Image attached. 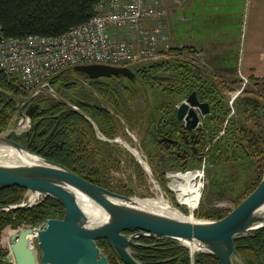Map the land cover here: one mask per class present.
<instances>
[{
	"label": "trees",
	"instance_id": "1",
	"mask_svg": "<svg viewBox=\"0 0 264 264\" xmlns=\"http://www.w3.org/2000/svg\"><path fill=\"white\" fill-rule=\"evenodd\" d=\"M99 1L0 0V32L5 38L59 36L88 21ZM168 51L171 58L136 68L132 79L122 75L90 79L73 68L60 71L51 79L56 96L43 93L35 97L32 102L37 109L30 119V128L12 138L31 153L107 189L108 162H116L112 156L115 148L107 140L120 136L125 128L140 130L146 126L141 150L148 156L154 149L153 144H158V137L178 127L175 105L195 92L198 100L208 103L210 108V114L206 116V129L210 133L207 143L227 122L224 135L206 144L209 145L206 151L208 164L219 166L220 170L213 172L206 186L203 206L211 209L203 207L197 213L200 218H223L229 211L205 205L206 201L209 204L211 200L224 199L223 193L228 188L217 176L224 170L228 172L226 177L233 176V181H238L247 177L252 169L251 187L242 197H234V206L257 186L263 176L264 102L257 97L239 98L234 104L235 116L228 118L222 84L193 58L195 51L190 47L170 48ZM142 91H149L157 100L159 98L158 103L153 106L149 99H145L139 105ZM28 96L17 79L0 70V133L18 111L17 100H25ZM25 192L18 186L1 190L0 206L19 204ZM63 215L61 204L51 198L26 209L0 211V264H12L7 256L8 249L2 244L3 233L10 229L35 227L48 218L61 219ZM137 242L131 250L142 264H189L186 248L177 245L176 240L139 238ZM96 244L109 264H121L105 240H98ZM234 247L243 264H264V227L234 239ZM194 263L219 264L209 253L197 254Z\"/></svg>",
	"mask_w": 264,
	"mask_h": 264
},
{
	"label": "water",
	"instance_id": "2",
	"mask_svg": "<svg viewBox=\"0 0 264 264\" xmlns=\"http://www.w3.org/2000/svg\"><path fill=\"white\" fill-rule=\"evenodd\" d=\"M73 70L90 79L118 75L134 77L130 68L120 66L89 64L74 66ZM36 109L37 105L30 104L25 110L21 106L18 112L30 120ZM209 114L208 103L200 102L195 92L175 106L176 120L185 131L202 130L201 118ZM8 134L9 130L0 133V146L35 155L39 162L29 165L0 163V191L18 186L42 199L51 198L64 209L61 219L48 218L35 227H23L11 234L10 251L15 264H109L106 256L101 254L97 240H105L122 264H142L131 250L139 238H169L184 246L186 242L189 247L193 244L199 251L214 255L219 264H243L234 247V239L264 227V173L254 190L223 218L179 220L137 208L132 203L133 197L98 186L31 153ZM74 191L98 205L105 215V222L89 225ZM39 202L31 203L28 198L23 204L0 206V211L26 209Z\"/></svg>",
	"mask_w": 264,
	"mask_h": 264
},
{
	"label": "rangeland",
	"instance_id": "3",
	"mask_svg": "<svg viewBox=\"0 0 264 264\" xmlns=\"http://www.w3.org/2000/svg\"><path fill=\"white\" fill-rule=\"evenodd\" d=\"M125 33H126L125 30L118 31L116 34L117 35L116 37L129 42V44H131V46L134 47L136 43V40H134L135 35L132 34V35L127 36ZM194 51L196 52V50ZM242 51L243 50L241 46V48H239V50L237 51L236 69H233V74H232L233 76L230 79L231 80L230 84H226L225 82L223 83V81L217 77L218 75L215 74L216 72H214L206 64L200 62L199 56L196 53L195 55L193 54L194 55L193 58L200 65L205 67L211 73L212 77H214L218 82L222 84L224 103L226 104L229 110L228 118H233L235 116L234 115V112H235L234 104L236 100L239 98L247 97V96L257 97L262 102H264V78L255 79L247 75L244 72L242 68ZM161 52H166L167 54L161 55ZM161 52L158 51L159 58L157 57L153 60H143L141 62L127 64L125 66L129 67L135 73L136 68L144 67L149 64H152L153 62H157V61L159 62L161 60L171 58L169 57L171 53L169 54L168 48L167 50H163ZM51 89L49 92H46L45 94L55 97L56 94H53L52 87ZM34 98L35 97L29 98L28 102H27L28 97L25 100L24 99L17 100L18 108H20L21 106H24V110L27 109V107L32 103ZM145 99L147 100L149 99L153 106L156 105L159 101V98L157 100V97L150 95L149 91H144V92L142 91L141 93H139V99H138L139 105H142V102ZM184 100L185 98L179 100V102L176 105H178L180 102ZM144 113H145L144 122H146L147 116H148L146 109ZM26 119L27 118L21 116L18 111L16 112L14 118L9 123L8 127L5 129L6 131L9 130L8 136L10 139L14 140L12 136L16 137L28 131L30 127L29 128L24 127V124H22V122ZM241 119L243 120L242 116H241ZM226 124L227 122L223 124L221 131H219L217 135L215 136V138L209 143L214 142L219 137L224 135L225 133L224 129H226ZM200 126H201L202 131H204V134H205V144L203 147L202 154L198 160H194V159L189 160L188 163L185 165L178 159H171L167 157V153L164 150L163 143L153 144L154 149L148 156L147 155L145 156L143 151L141 150V141L142 139H144L146 126H144L145 129H140V130L138 128H135L132 130H128L125 128L124 131L123 130L121 131L120 136L113 138L111 140L108 139L107 141L111 143L110 145L113 146V148H115V153L112 156L116 159V162L114 163L112 162V160L108 162L109 172L107 175V181H108L107 189L112 192H115V193H118L124 196L137 198L140 200L156 199L159 197H163L171 204V206L179 210L184 216H189V210L187 208L193 211L196 207L194 209H191L188 206L184 207L185 205L180 206L177 203V202L180 203L178 196L174 194L173 191L169 187V185H174V184H180L181 186H184L185 183L178 181V179H176L175 177L167 176V174L170 172L198 171L199 177L197 178L195 185L197 186V184L201 182L203 184V187L201 188V196H200L199 204L197 208L192 212V218L196 221H214V219L200 218L197 215V213L201 212L200 210L204 207L203 204H204L206 192L208 190V188L206 187L208 181H210V179L213 177V172H217L220 170L219 166H216V165L211 166L208 164V161H207L206 151L209 145H206V144H209L207 142H208L210 133L208 132L209 130L206 129L207 128L206 117L201 118ZM122 142L128 144L131 148L136 149V151L139 154V158L147 165V169H145L142 166V163L132 154L131 151H128L123 146ZM207 167L209 168L208 171H207ZM226 174H228V172L224 170L223 172H221V174H219V176H217V173H216V176L220 179L223 185L225 184L228 188L223 193L224 199L222 200L214 199V200H211L209 204H208L209 201H206L205 205L206 206L208 205L214 208L227 210L230 212L235 207L234 202H233L234 197L243 196L244 191L248 190L251 187V181L254 175L251 169L248 172V176L247 177L245 176L243 180L241 178L240 180L237 181L234 178V180L236 181H233V176H231V178H228L226 177L227 176ZM221 190H223V187ZM27 194H28L27 192L24 193L23 198L19 204H23L28 200ZM41 200L43 199L40 198L39 201ZM19 204H16V205H19ZM204 208L211 209L210 207H204ZM18 231H19L18 229L16 230L10 229V230H7V232L2 234V244L5 246L6 249H8L7 256H8L9 262H11L12 264H15V263H14L13 258L12 259L10 258L11 251H10L9 238L11 234L13 233L16 234ZM176 242H177V245L186 248V254H187L189 264H195L194 258L197 254L207 253L205 251H199V250L193 251L189 246H184L177 240Z\"/></svg>",
	"mask_w": 264,
	"mask_h": 264
},
{
	"label": "built area",
	"instance_id": "4",
	"mask_svg": "<svg viewBox=\"0 0 264 264\" xmlns=\"http://www.w3.org/2000/svg\"><path fill=\"white\" fill-rule=\"evenodd\" d=\"M153 0H100L92 17L54 37L5 38L0 32V70L18 80L29 98L51 89L60 71L79 65L125 66L159 58L158 45L167 40L164 12ZM152 25L146 26L145 22ZM134 34V47L117 38ZM52 91V89H51Z\"/></svg>",
	"mask_w": 264,
	"mask_h": 264
},
{
	"label": "crops",
	"instance_id": "5",
	"mask_svg": "<svg viewBox=\"0 0 264 264\" xmlns=\"http://www.w3.org/2000/svg\"><path fill=\"white\" fill-rule=\"evenodd\" d=\"M152 5L164 12L167 40L159 43V52L190 47L230 84L242 46L244 72L264 78V0H153Z\"/></svg>",
	"mask_w": 264,
	"mask_h": 264
},
{
	"label": "bare ground",
	"instance_id": "6",
	"mask_svg": "<svg viewBox=\"0 0 264 264\" xmlns=\"http://www.w3.org/2000/svg\"><path fill=\"white\" fill-rule=\"evenodd\" d=\"M24 127H30V122L28 119L22 122ZM123 143V146L131 151L132 154L142 163V166L147 169V165L139 158V154L136 149L131 148L128 144ZM39 162L37 156L28 154L24 151H17L11 147L0 146V163L6 165H29L35 164ZM148 172V171H147ZM170 177H175L178 181L185 183L184 186L180 184L169 185L170 189L176 194L179 198V202H177L180 206H188L191 209L197 208L200 196H201V188L203 184L199 182L197 186L195 182L199 177L198 171H187V172H170L168 173ZM170 184V182H169ZM195 185V186H194ZM158 189V188H157ZM27 197L30 199L31 203H36L39 201L40 197L36 195H32L30 192H27ZM74 194L77 197V204L85 214L88 220V224L95 226L105 222L106 218L103 211L96 205L93 201H91L86 196L74 191ZM175 195V196H176ZM159 196V195H158ZM132 203L137 208H141L147 211L155 212L157 214H161L170 218L179 219V220H188V221H196L192 218V212L189 208V216H184L179 210L175 209L171 204L164 199L163 197H159L156 199H137L132 198ZM182 204V205H181ZM153 210H152V209ZM185 246H189L188 243ZM190 248L194 250H198L195 245L190 244Z\"/></svg>",
	"mask_w": 264,
	"mask_h": 264
},
{
	"label": "flooded vegetation",
	"instance_id": "7",
	"mask_svg": "<svg viewBox=\"0 0 264 264\" xmlns=\"http://www.w3.org/2000/svg\"><path fill=\"white\" fill-rule=\"evenodd\" d=\"M177 123L178 127L176 126L173 132L158 137L156 140L158 144L163 143L167 157L178 159L185 165L189 160L200 158L205 144V134L202 130L185 131L181 128V122L177 121ZM10 256L12 259L11 254Z\"/></svg>",
	"mask_w": 264,
	"mask_h": 264
}]
</instances>
